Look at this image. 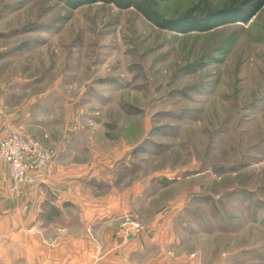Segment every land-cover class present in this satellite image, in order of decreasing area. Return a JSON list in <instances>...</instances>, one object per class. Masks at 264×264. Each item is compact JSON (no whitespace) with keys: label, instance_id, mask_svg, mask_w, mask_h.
Instances as JSON below:
<instances>
[{"label":"rangeland","instance_id":"1","mask_svg":"<svg viewBox=\"0 0 264 264\" xmlns=\"http://www.w3.org/2000/svg\"><path fill=\"white\" fill-rule=\"evenodd\" d=\"M198 3L160 0L158 12L177 22ZM0 85L10 127L0 147L22 137L51 153L39 170L25 158L21 179L0 159L10 196L38 187L52 165L67 167L74 192L116 197L123 243L126 221L152 240L181 205L213 264L226 255L264 264V8L246 24L184 34L103 3L0 0ZM28 98L36 103L20 130Z\"/></svg>","mask_w":264,"mask_h":264},{"label":"crops","instance_id":"2","mask_svg":"<svg viewBox=\"0 0 264 264\" xmlns=\"http://www.w3.org/2000/svg\"><path fill=\"white\" fill-rule=\"evenodd\" d=\"M33 103L29 99L20 105L24 112L14 119L20 130L31 122ZM5 110L0 85V140L8 133ZM73 171L54 164L38 187L16 199L9 195L8 168L0 164V264H19L22 252L29 264H213L210 250L194 243L198 232L192 229L189 215L182 214L181 205L151 234L152 240L147 234L124 243L116 239V197L98 200L74 192L65 182ZM53 208L60 212L55 219ZM67 212H80V219ZM177 223L180 231L175 229ZM262 254L257 251V261L264 258ZM230 257L225 256V264L234 258ZM241 257L236 261L240 263Z\"/></svg>","mask_w":264,"mask_h":264},{"label":"trees","instance_id":"3","mask_svg":"<svg viewBox=\"0 0 264 264\" xmlns=\"http://www.w3.org/2000/svg\"><path fill=\"white\" fill-rule=\"evenodd\" d=\"M71 8L86 4L103 3L120 10L134 9L157 28L169 31H181L184 34L205 33L231 23L246 24L264 8V0H230V5L219 10H212L210 3L199 0L189 14L176 21L164 18L158 12L160 0H66ZM177 27H176V26ZM179 33V32H178ZM58 209L52 210L51 217H59Z\"/></svg>","mask_w":264,"mask_h":264},{"label":"built area","instance_id":"4","mask_svg":"<svg viewBox=\"0 0 264 264\" xmlns=\"http://www.w3.org/2000/svg\"><path fill=\"white\" fill-rule=\"evenodd\" d=\"M30 157H34L36 161L32 166L33 170H39V168L41 169L42 166L50 161L51 153L45 149H41L37 143L28 141L22 137L13 138L8 143H3L0 147V159L5 162H14V168L20 179L26 171V169L22 167L23 161L25 158ZM26 178V182L32 183L31 178L28 176ZM124 229L125 238L128 240L139 235L141 232V225L132 221H126Z\"/></svg>","mask_w":264,"mask_h":264}]
</instances>
